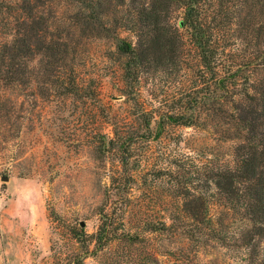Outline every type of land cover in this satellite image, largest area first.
I'll list each match as a JSON object with an SVG mask.
<instances>
[{
  "label": "rangeland",
  "instance_id": "1",
  "mask_svg": "<svg viewBox=\"0 0 264 264\" xmlns=\"http://www.w3.org/2000/svg\"><path fill=\"white\" fill-rule=\"evenodd\" d=\"M48 1L44 49L26 58L12 50L18 13L0 9V264H172V252L188 246L183 237L146 234L149 240L128 245L126 234L144 235L150 222L183 223L182 194L209 191L208 175L232 164L236 143L213 124L164 121L180 93L200 85L198 50L180 26L184 11L170 21L183 39L179 61L127 82L114 39L137 42L134 32L116 29L129 18L127 6L107 0L89 27L76 17L77 0ZM212 1L206 21L217 44L232 65L264 78L254 70L264 53L257 0ZM59 44L55 64L47 48ZM222 208L215 197L212 215ZM102 213L112 224L109 245L83 247L76 235L95 234ZM193 256L181 264L236 262L223 250Z\"/></svg>",
  "mask_w": 264,
  "mask_h": 264
},
{
  "label": "trees",
  "instance_id": "2",
  "mask_svg": "<svg viewBox=\"0 0 264 264\" xmlns=\"http://www.w3.org/2000/svg\"><path fill=\"white\" fill-rule=\"evenodd\" d=\"M77 1L82 8L76 17L92 27L107 0ZM115 1L117 6H127L129 17L126 22L118 19L116 29L130 30L137 37L133 44L114 36L117 52L125 59L123 69L127 82L138 80L147 67H165L179 61L183 39L170 21L176 9H183L180 26L189 31L190 40L198 50L200 85L181 92L164 121L184 128L213 124L226 129L224 134L236 141L232 164L208 175L209 191L187 190L182 194L183 223L150 222L143 228L144 235L126 234V243L134 245L149 240L146 234L168 236L173 241L183 237L190 248L172 252L175 259L172 264H181L191 255H214L219 250L225 251L229 260L236 261L234 264H264V78L253 80V70L249 73L244 70L248 65H232V56L217 44V32L208 28L206 21L212 0ZM257 4L264 16V0H257ZM47 5L48 0H0V9L18 13V25L23 32L14 41L12 50L16 56L26 58L43 51L41 45L46 40L41 38V28L46 22L42 13ZM261 27L258 38L264 36V25ZM32 33L38 42L36 51ZM63 46L67 48V44ZM60 49L61 44L47 48L55 64L60 63L56 57ZM258 58L254 70L264 71V53ZM145 123L150 126L152 119L146 117ZM158 125L159 128L164 125L162 118ZM215 197L223 206L217 218L211 213ZM102 216V224L95 234L76 235L83 247L92 240L98 249L109 245L112 224L107 222L108 214L102 213Z\"/></svg>",
  "mask_w": 264,
  "mask_h": 264
},
{
  "label": "water",
  "instance_id": "3",
  "mask_svg": "<svg viewBox=\"0 0 264 264\" xmlns=\"http://www.w3.org/2000/svg\"><path fill=\"white\" fill-rule=\"evenodd\" d=\"M4 180H8V178H4Z\"/></svg>",
  "mask_w": 264,
  "mask_h": 264
}]
</instances>
